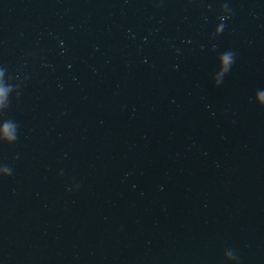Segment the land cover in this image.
<instances>
[{"label": "water", "instance_id": "obj_1", "mask_svg": "<svg viewBox=\"0 0 264 264\" xmlns=\"http://www.w3.org/2000/svg\"><path fill=\"white\" fill-rule=\"evenodd\" d=\"M0 264H264V0H0Z\"/></svg>", "mask_w": 264, "mask_h": 264}, {"label": "clouds", "instance_id": "obj_2", "mask_svg": "<svg viewBox=\"0 0 264 264\" xmlns=\"http://www.w3.org/2000/svg\"><path fill=\"white\" fill-rule=\"evenodd\" d=\"M227 58H225V61H226Z\"/></svg>", "mask_w": 264, "mask_h": 264}]
</instances>
